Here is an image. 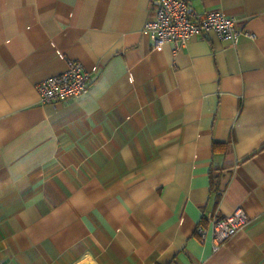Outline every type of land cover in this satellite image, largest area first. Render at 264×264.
<instances>
[{
	"label": "crops",
	"instance_id": "0c3cea01",
	"mask_svg": "<svg viewBox=\"0 0 264 264\" xmlns=\"http://www.w3.org/2000/svg\"><path fill=\"white\" fill-rule=\"evenodd\" d=\"M187 1L255 37L173 55L151 0H0V264H264V0ZM70 60L89 90L42 103ZM237 208L242 228L199 241Z\"/></svg>",
	"mask_w": 264,
	"mask_h": 264
},
{
	"label": "built area",
	"instance_id": "2783aa9c",
	"mask_svg": "<svg viewBox=\"0 0 264 264\" xmlns=\"http://www.w3.org/2000/svg\"><path fill=\"white\" fill-rule=\"evenodd\" d=\"M152 16L145 21L143 29L152 39L154 47L170 44L172 54L182 50L194 36L205 38L214 32L219 38L236 44L241 36L254 38L255 34L236 24V19L221 11H197L187 0H151ZM91 74L77 60H70L62 72L38 82L36 87L42 103H55L78 98L90 88ZM208 227L197 225L196 233L201 243L208 234L214 240L216 250L247 222L241 208L226 216L207 214Z\"/></svg>",
	"mask_w": 264,
	"mask_h": 264
},
{
	"label": "trees",
	"instance_id": "16d2710c",
	"mask_svg": "<svg viewBox=\"0 0 264 264\" xmlns=\"http://www.w3.org/2000/svg\"><path fill=\"white\" fill-rule=\"evenodd\" d=\"M226 169L229 173H231V167H228ZM226 184H227V180L223 184L220 182V176L218 172L213 173L212 170L209 172V185L211 192H213L215 202H217L220 199Z\"/></svg>",
	"mask_w": 264,
	"mask_h": 264
}]
</instances>
